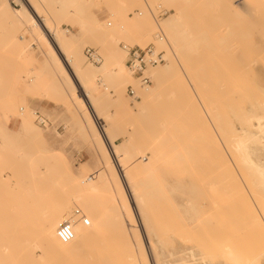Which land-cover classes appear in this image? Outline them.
<instances>
[{
    "label": "rangeland",
    "instance_id": "374dc122",
    "mask_svg": "<svg viewBox=\"0 0 264 264\" xmlns=\"http://www.w3.org/2000/svg\"><path fill=\"white\" fill-rule=\"evenodd\" d=\"M27 1L40 28L24 0H0V264H264V184L236 145L246 135L264 168V133L242 120L264 128V0ZM159 27L166 62L134 100L122 44L145 47ZM105 134L129 157L126 178Z\"/></svg>",
    "mask_w": 264,
    "mask_h": 264
},
{
    "label": "built area",
    "instance_id": "2783aa9c",
    "mask_svg": "<svg viewBox=\"0 0 264 264\" xmlns=\"http://www.w3.org/2000/svg\"><path fill=\"white\" fill-rule=\"evenodd\" d=\"M167 12L168 11L161 5L157 7L155 12L152 11L156 20H159L165 16ZM138 13L141 14L140 11ZM157 42H163L165 44L167 43V38L160 27L156 30L153 41H151L145 47L129 45L126 43L122 44V48L126 53V67L137 81V86L128 85L127 87L128 94L134 100L140 98L139 90L148 89L152 84L151 76L148 73L149 69L166 62L164 50L158 48ZM84 53L86 59L93 64H100L103 60L102 55L97 49L93 47H86ZM34 115V120L36 123L45 126L49 124L51 125L50 120L42 113L35 111ZM73 215L82 224L86 226L90 225V219L84 209L76 207L73 211ZM74 233L73 224L69 221H64L63 223L59 224L56 229L57 237L63 243L71 241L74 237Z\"/></svg>",
    "mask_w": 264,
    "mask_h": 264
},
{
    "label": "bare ground",
    "instance_id": "6f19581e",
    "mask_svg": "<svg viewBox=\"0 0 264 264\" xmlns=\"http://www.w3.org/2000/svg\"><path fill=\"white\" fill-rule=\"evenodd\" d=\"M25 2H26V4H28V6L30 7V9L32 10L33 9V13H34V15H35V17L37 18V20H38V22H36L35 20H32V26L34 27H38V28H40V21L42 20V17H40V16H38V15H36L35 13H36V11H38L37 9H36V7H34V5L30 2V1H27V0H24ZM24 8V10H25V12H23V13H27V15H29V16H31V17H33L34 18V16L32 15V13L30 12V10L24 5L23 6ZM16 15H18V14H16ZM20 16V15H19ZM48 27V26H47ZM41 30V29H40ZM36 31H38V30H36ZM52 32V30L50 29V28H47V30H45V32H43V36L45 37V40H46V42H47V44H48V46H49V48H50V51H52V52H54L55 53V55H56V63H57V65H58V67H59V71L64 75V76H67L69 79H71V84H72V86L74 87V91H76V90H78V88L81 90V93H83V95L87 98V101L89 102V104L91 105V107H92V94L89 92V91H87V90H84V85H83V83H82V79H81V77H80V71L78 70V66H76V65H70V62L72 63V62H74V61H71V58H70V56H68L67 54H65V55H67V57H64L63 59H62V57L58 54V51H56V50H59L60 52H61V54H64L63 53V50H62V45H60V42H59V38L58 39H56L55 41L54 40H52V38L50 37V35H49V33H51ZM58 32V31H57ZM55 34V33H54ZM42 35V34H41ZM42 36V37H43ZM54 38H56V36H54ZM53 38V39H54ZM171 40H172V42L175 44L176 43V41H175V37L173 38V37H171ZM64 48V47H63ZM59 52V53H60ZM65 53H66V51H65ZM64 55V56H65ZM118 67V66H117ZM58 76V75H57ZM59 78V77H58ZM73 79V80H72ZM81 79V80H80ZM60 80V79H59ZM61 87V86H60ZM86 87V86H85ZM79 90V91H80ZM75 94H76V92H75ZM80 95V94H79ZM78 96V95H77ZM80 98V97H79ZM79 100H81V98L79 99ZM119 104V103H118ZM93 108V107H92ZM93 111L95 112V110H94V108H93ZM96 113V112H95ZM96 116V115H95ZM263 118V116H259V115H257V114H253V113H249V114H243L242 115V120L245 122V124H246V122L248 123V124H250V125H252V121L254 120V119H256L257 121V123H259V126H260V128L258 129L261 133H264V128L261 126L262 125V122H261V119ZM96 119V118H95ZM98 120V119H97ZM258 127V126H257ZM105 137H106V139L108 140V142L110 143V145H111V148H112V151H113V153L114 152H116V151H118V154H119V158H121V161L120 162H118V164H119V166H120V169H121V171H123V175L125 176V178H126V175L128 174V171H125L124 169H125V167H126V165L124 164V162L129 158H127L124 162L122 161V153L121 152H123V151H119L118 150V148H117V145H116V142H115V140H113V138L112 137H108V134L106 135L105 134ZM104 137V138H105ZM255 138V137H254ZM254 141H262V139L261 138H255V139H253ZM261 143V142H260ZM248 144H249V141L246 139V135H244V136H242L240 139H238V140H236V145H237V147H238V149H240V150H242V152H243V157H242V159H241V162L243 163V164H245V166L247 165L248 166V169L255 175V177H256V180L259 182V183H261L262 185L264 184V168H262V167H260L259 165L260 164H257V163H255L254 162V160L252 159V157H251V153H250V151H249V149H248ZM110 145H109V147H110ZM108 148V147H107ZM119 149H121V148H119ZM111 150V149H110ZM112 153V152H111ZM129 153V152H128ZM127 153V154H128ZM126 155V154H125ZM118 156V155H117ZM124 157V156H123ZM127 157V156H126ZM115 158V157H114ZM123 159H125V158H123ZM118 160V159H117ZM127 162V161H126ZM125 162V163H126ZM246 168V167H245ZM127 169V168H126ZM120 171V172H121ZM124 178V179H125ZM124 182V181H123ZM128 183V182H127ZM132 188V187H131ZM132 190V189H131ZM133 193V192H132ZM131 193V194H132ZM133 195H134V193H133ZM113 212V211H112ZM64 222V221H63ZM63 222H60L59 224H61V223H63ZM106 222L107 221H105V220H102V223H101V225L103 226V227H105V225H106ZM58 224V225H59ZM116 225H118V223L116 224Z\"/></svg>",
    "mask_w": 264,
    "mask_h": 264
}]
</instances>
